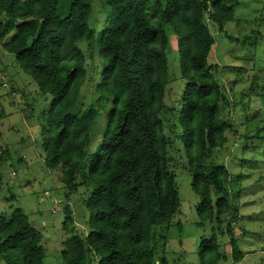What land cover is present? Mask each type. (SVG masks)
Instances as JSON below:
<instances>
[{"label": "trees", "instance_id": "trees-1", "mask_svg": "<svg viewBox=\"0 0 264 264\" xmlns=\"http://www.w3.org/2000/svg\"><path fill=\"white\" fill-rule=\"evenodd\" d=\"M239 1L0 0V43L52 98L41 131L44 165L61 173L67 201L87 195L80 200L87 234L76 233L64 208L63 264H167L157 254L180 212L176 170L184 165L200 199L198 226L211 228L199 264L242 262L230 173L215 163L239 137L235 103L219 79L226 68L214 58L216 33L235 21ZM171 33L185 82L179 108L169 105ZM9 157L0 143V169ZM218 234L229 238L230 255ZM42 240L22 210L0 214V264H45Z\"/></svg>", "mask_w": 264, "mask_h": 264}, {"label": "rangeland", "instance_id": "rangeland-1", "mask_svg": "<svg viewBox=\"0 0 264 264\" xmlns=\"http://www.w3.org/2000/svg\"><path fill=\"white\" fill-rule=\"evenodd\" d=\"M239 3L235 21L221 35L216 33L214 57L216 63L226 68L219 79L230 101L236 104H233L232 120L239 137L229 142L230 149L222 150L224 154L218 155L215 163L227 167L231 177L230 199L239 210L240 219L234 233L245 256L237 264H264V0H240ZM225 33L239 42L230 41ZM253 34L251 43H242ZM176 41L172 34L166 56L174 87L169 94V105L179 108L185 82L180 79L182 58L177 53ZM251 71L260 86L257 91L251 90ZM51 101V97L46 98L38 91L36 83L18 65L15 55L0 43V143L10 152L7 163L0 169V214L10 217L15 210H22L43 235L45 264H63L65 206L71 208L78 234H87L89 214L80 201L87 195L77 193L67 201L61 173L44 165L41 131ZM104 118L105 114L99 120L102 127ZM176 183L180 212L169 229L165 252L159 251L157 257L166 259L167 264H199L201 240L211 236V228L198 226L200 199L192 190V177L185 165L176 170ZM218 235V243L230 255L229 238ZM181 254L183 260H180Z\"/></svg>", "mask_w": 264, "mask_h": 264}]
</instances>
